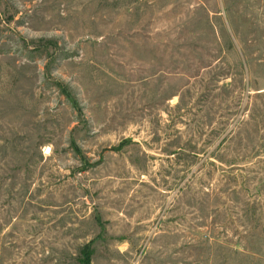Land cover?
Returning <instances> with one entry per match:
<instances>
[{
  "label": "rangeland",
  "instance_id": "1",
  "mask_svg": "<svg viewBox=\"0 0 264 264\" xmlns=\"http://www.w3.org/2000/svg\"><path fill=\"white\" fill-rule=\"evenodd\" d=\"M0 264H264V0H0Z\"/></svg>",
  "mask_w": 264,
  "mask_h": 264
}]
</instances>
